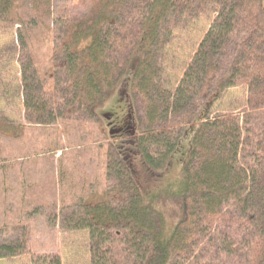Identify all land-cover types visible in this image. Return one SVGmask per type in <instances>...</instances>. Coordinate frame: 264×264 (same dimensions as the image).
<instances>
[{"label": "trees", "instance_id": "obj_1", "mask_svg": "<svg viewBox=\"0 0 264 264\" xmlns=\"http://www.w3.org/2000/svg\"><path fill=\"white\" fill-rule=\"evenodd\" d=\"M24 1L0 0V23L21 26ZM206 6L216 15L171 91L159 79L163 53L174 30ZM47 26L44 57L24 42L25 120L84 119L94 131L79 133L78 146L116 181L100 192L71 189L72 203L51 206L62 230L88 231L91 264H264V0H62ZM44 64L47 79L37 77ZM123 81L137 132L116 144L126 120L112 119L106 129L96 110ZM239 85L246 106L210 115L222 90ZM11 123L0 116V135H11ZM126 144L157 181L178 166L163 185L183 202L176 223L155 203L161 189L148 192L135 180ZM2 158L3 174L12 162ZM22 247L18 238L2 242L0 257ZM44 252L31 264H61L57 253Z\"/></svg>", "mask_w": 264, "mask_h": 264}, {"label": "rangeland", "instance_id": "obj_2", "mask_svg": "<svg viewBox=\"0 0 264 264\" xmlns=\"http://www.w3.org/2000/svg\"><path fill=\"white\" fill-rule=\"evenodd\" d=\"M38 2L41 12L35 16L37 12L33 8ZM61 2L62 0H25L21 4V26L0 23V116L9 119L17 127L11 131V135H0V158L4 156L2 165L12 162L6 173L2 174L0 170V243L18 238L26 245L20 248L24 249L20 254L0 257V264H31L34 255L42 251L57 253L61 264H91L88 231L62 230L58 217L56 221L53 219L51 206L72 203L74 198L71 189L83 193L84 190L90 192L93 188L100 192L102 188L116 184L113 177L104 178V167H100L95 159H88L77 144L79 133L85 137L88 132L84 131H94V127L85 123L84 119L74 115L75 123L69 118L67 125L56 120L54 124L45 126L33 125L25 120L20 62L25 54L23 48L27 43L31 50H38L39 56L47 54V25ZM205 8L197 17L186 20L174 30L173 39L163 53L159 63V79L171 91L178 86L216 15L214 7ZM40 69L43 70L37 77L49 78V67L44 64ZM120 85L96 110L100 123L106 129L111 125L109 121L112 119L117 124L126 120L128 128L124 126L120 129L125 133L113 141L116 144L121 138L129 140L128 136L134 134L133 128L137 132L136 112L128 82L123 81ZM246 94L243 85L224 88L213 100L210 115L242 110L246 106ZM81 120L83 123L79 124ZM51 144H55L58 151H41ZM127 147L126 144L123 150L128 154L126 160L132 162L135 180L148 192L161 189V195L156 197L155 203L169 224L176 223L182 215L183 202L179 198L165 195L163 185L167 178L179 174L178 166L172 165L165 177L161 175L157 181L151 171L147 170L148 166L137 160V154ZM22 160L26 162V168ZM19 167L22 169L18 172ZM41 201L47 206H41Z\"/></svg>", "mask_w": 264, "mask_h": 264}]
</instances>
